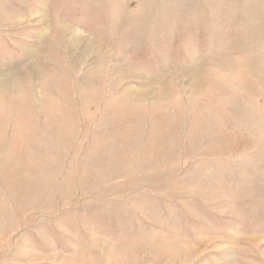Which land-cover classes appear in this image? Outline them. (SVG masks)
<instances>
[{
  "label": "rangeland",
  "instance_id": "374dc122",
  "mask_svg": "<svg viewBox=\"0 0 264 264\" xmlns=\"http://www.w3.org/2000/svg\"><path fill=\"white\" fill-rule=\"evenodd\" d=\"M0 264H264V0H0Z\"/></svg>",
  "mask_w": 264,
  "mask_h": 264
}]
</instances>
